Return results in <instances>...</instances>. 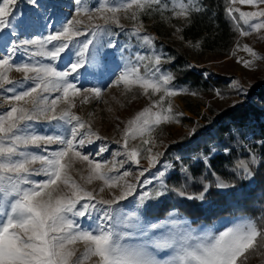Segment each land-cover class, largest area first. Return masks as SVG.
<instances>
[{
	"label": "snow or ice",
	"instance_id": "6c2138e0",
	"mask_svg": "<svg viewBox=\"0 0 264 264\" xmlns=\"http://www.w3.org/2000/svg\"><path fill=\"white\" fill-rule=\"evenodd\" d=\"M16 2L0 0V28L11 25ZM30 2L43 7L40 0ZM236 4L254 10L242 11ZM262 5L264 0H229L225 11L240 37L264 31ZM201 10L199 0H95V6L92 0H74L73 10L55 23L48 22L55 11L47 15L45 8L44 13H36L37 20L29 27H38L41 34L20 38L12 32L16 39L0 55V264H245L251 253L264 247L260 244L264 228L252 220L218 232L194 227L179 210L182 201L163 217L159 215L167 193L205 201L210 186L204 184L196 195L183 187L169 189L165 177L171 165H165L163 171L157 168L164 153L154 151V133L162 124L178 122L177 116L182 115L173 112L170 101L164 107L165 98L182 90L171 86L173 74L162 69L171 58L157 52L155 37L146 34L140 18L170 11L173 18L190 19ZM122 12L132 21L130 30L121 23ZM45 15L47 19L40 23ZM120 34L128 36V42L113 39ZM236 48L241 45L237 43ZM241 50L252 58L237 57L245 68L264 59L247 44ZM86 65L97 69L95 75L106 82L104 86L81 83ZM13 72L20 78L11 76ZM120 86L124 93L140 89L151 103L121 121L122 129L117 125L121 136L114 143L119 148L111 151L103 143L108 137L73 109L77 103L101 99L105 87ZM234 87L241 99L233 102V108L242 106L247 96L238 82ZM161 92L158 99H151ZM195 132L193 128L189 135ZM97 142L98 151L93 154L89 146ZM216 151L208 149L202 156L206 168H211V154ZM229 151L225 146L224 152ZM108 152L111 160L104 158ZM142 160L147 161L146 167ZM258 163L264 167L253 155L239 161L234 171L241 179L251 180L254 171L250 165ZM154 168L157 171L151 173V179L141 180ZM181 171L187 173V169ZM184 179L187 182L189 177ZM153 181L159 187L141 192L130 211L120 206L121 202L131 203L129 197L136 199L137 187ZM215 187L231 188L235 193V186L218 176Z\"/></svg>",
	"mask_w": 264,
	"mask_h": 264
},
{
	"label": "rangeland",
	"instance_id": "374dc122",
	"mask_svg": "<svg viewBox=\"0 0 264 264\" xmlns=\"http://www.w3.org/2000/svg\"><path fill=\"white\" fill-rule=\"evenodd\" d=\"M40 3L41 5H43V7H36L32 5L30 0H17L16 4L12 8L13 12H15L16 15L15 18L11 20V25L8 28H0V55H2L5 48L9 47L11 43L16 39V36L12 35V32L14 30L20 36V38H29L34 34H41L42 30L38 27H29V24H34V22L37 20L36 13H44L45 8H47L48 10L47 15H51L53 11H55L56 15L52 18L51 21H48L49 23H55L57 19H62L65 14H67L70 10H73L74 0H40ZM92 5L95 6V0H92ZM199 5L201 6L200 0ZM234 6L240 7L242 11L254 10L249 5L236 4ZM261 7H264V5H262ZM169 8H171L170 2ZM47 15L40 19V23H44V21L47 19ZM119 15L121 18V23L130 30L132 21L125 19L123 12ZM140 19L143 22L144 28L146 29V34L155 37L157 52L164 53L166 58H171L172 60L173 56L171 52L166 48V46L170 44L176 49L179 47L181 49L180 51H183L184 53L186 64L191 69L196 71L203 69L201 71L204 73V75H224L227 81V88L235 90L234 92L230 93L221 92L217 88L212 91L201 92L194 90L190 85L186 83H176L173 80L171 86L182 91L177 96L170 98L166 97L164 107H167L168 102L170 101L173 112L182 115L177 116L178 122L162 124L158 126L154 133L157 144V147L154 149V151L164 153L165 148L169 144L175 143L180 138L186 137V141H189L194 134L193 133L192 135H189V133L193 128H195V124L197 122L205 124V120L202 119V116H208L210 110H221L234 101L241 99V97L237 95L236 89L234 87V82H238L247 91V88L254 81L256 75H264V59L255 61L252 68H245L242 63L237 62V57L244 60L252 59L248 53L241 50L244 44L252 47L259 56L264 57V38H262L264 37V31H262L261 33H252L247 37H240L239 34H237L233 46L229 51L226 52L219 47L211 49L204 48L201 43V38L191 39L185 37L182 33V28L189 22V19L173 18L170 11H165L163 15H161L159 12H153L151 13V15L144 14ZM113 27L114 30L119 33L120 30L116 29L115 26ZM241 27L247 30L246 26L243 25V22H241ZM177 28H180L181 31L177 32ZM113 39L119 41L121 44L124 42H128L129 40L128 36L123 34L117 35L113 37ZM131 42L135 44L134 39ZM197 43L199 44V47L191 46ZM237 43L241 45V49L236 48ZM134 51H136V49H134ZM139 51L141 52V54H146L144 50ZM233 51H235V56L232 55ZM125 55H127V53H125ZM117 63H120L119 56H117ZM162 69L165 72H170L164 66V64L162 65ZM96 72L97 69L91 68L86 65L81 83H83L85 87L104 86V83L106 82L99 81L98 77L95 75ZM10 75L14 78H20L19 73L13 72L10 73ZM192 93H195V95H193ZM217 93H219V95H217ZM162 94V92L156 93L155 95L151 96V99L156 100ZM134 96L135 98H133ZM150 103V99L142 95L141 90L138 88L135 89L133 93H124L123 86H120V88L112 89H108L105 87L101 99H92L90 103L84 105H80L79 103H77V107L73 109V111L80 115L83 119L90 121L93 125L94 130H98L101 135L108 137V140L104 141L103 143H108L111 151H116L117 148H119V145L115 144L114 141L120 139L121 136V132L117 128V125H120V129H122L123 124L121 123V121L126 122L128 119H131L138 112L142 111L143 108L149 106ZM2 104L3 100H0V105ZM109 108H111L112 111H109ZM89 113H91L92 115H89ZM99 143L100 142H97L96 145L89 146V150L92 151L93 154L95 153V151H98ZM212 148L216 149V146ZM253 155L254 153H251L250 158ZM96 158L100 159L99 157ZM104 158L111 160V152L105 153ZM175 160H179V158L176 157ZM241 160L246 161L244 158L239 159V161ZM141 165L143 167H146L147 161L142 160ZM165 165H171V168H169L167 171V177L173 170V162L171 159L166 158L164 154L160 157V163L157 165V168L163 171ZM182 166L184 169H186L185 165ZM257 166L258 164L250 165L253 171ZM76 167L79 168L80 165L77 164ZM131 167L133 170H138L136 165H132ZM156 171L157 169L155 168L151 169L150 173H145V176L141 177V180L145 178L151 179V173H155ZM217 176V174L214 175L215 183ZM76 178L79 179L78 176ZM220 179L225 183L232 184L222 178ZM246 181L252 185L254 182V176L251 180ZM205 184L209 185V182L206 181ZM158 187V181H153V184L151 185L137 187L136 193H134L136 199L134 200L133 197H129L128 201L131 203L121 202L120 206L124 207L125 211H130L137 202L139 194L141 192L154 191ZM216 189L221 192H228L231 188ZM186 191L192 195H196L200 192L188 190ZM199 202H201L202 205H206L210 202V199L206 197L205 201ZM185 216L189 220L194 222V227H196L197 225H199L200 228L211 227L214 232L222 231L226 227H231L233 224L242 222L243 220H252L254 222L253 219L246 215H222L209 223L200 220L195 221L190 216ZM222 218H228V221L218 228H213L214 222ZM83 222L87 224V220H84ZM263 259L264 256L262 255L261 257L257 258V261L263 262ZM258 262H256L255 264H258Z\"/></svg>",
	"mask_w": 264,
	"mask_h": 264
},
{
	"label": "trees",
	"instance_id": "16d2710c",
	"mask_svg": "<svg viewBox=\"0 0 264 264\" xmlns=\"http://www.w3.org/2000/svg\"><path fill=\"white\" fill-rule=\"evenodd\" d=\"M201 11L193 12L189 22L182 28L185 37L202 39L204 48L219 47L229 51L233 46L238 32L225 9L229 0H200ZM237 18H238V14ZM173 59L164 66L173 74L176 83H186L196 91L234 92L227 88L224 75H204L200 69H191L185 62L183 51L178 47L167 45ZM205 124L197 122L196 132L189 141L186 137L169 144L164 151L166 158L173 162V170L166 177L165 182L169 189L183 187L188 191L203 190L206 181L209 182V191L206 197L210 202L202 205L201 202L189 201L177 197L174 192L166 194L167 199L159 206V215L163 217L177 201H182L180 212L190 216L195 221H213L224 215H246L254 220L260 228H264V167L254 169V182L249 184L241 179L234 171L240 158L246 161L251 153L258 161L264 162V75H256L254 81L247 88V97L242 106L233 108V103L221 110L212 109L209 115H203ZM216 146V152L211 154V168H206L202 156L206 150ZM230 150L227 154L224 147ZM178 157L179 160H175ZM185 165L187 173L181 171ZM232 183L235 186L228 192H221L215 187L214 175ZM185 175L189 177L185 182ZM264 245V241H260ZM264 256V247L251 253L245 264H255L258 257ZM258 264H264L258 262Z\"/></svg>",
	"mask_w": 264,
	"mask_h": 264
},
{
	"label": "bare ground",
	"instance_id": "6f19581e",
	"mask_svg": "<svg viewBox=\"0 0 264 264\" xmlns=\"http://www.w3.org/2000/svg\"><path fill=\"white\" fill-rule=\"evenodd\" d=\"M227 221H228V218H222V219L214 222L213 228H218V227L222 226L223 224H225Z\"/></svg>",
	"mask_w": 264,
	"mask_h": 264
}]
</instances>
